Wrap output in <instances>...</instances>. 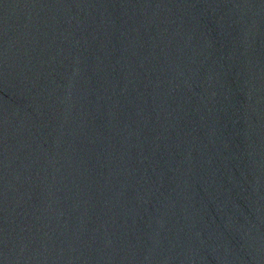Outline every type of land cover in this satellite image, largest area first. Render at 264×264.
Returning <instances> with one entry per match:
<instances>
[{"label":"water","instance_id":"95a60500","mask_svg":"<svg viewBox=\"0 0 264 264\" xmlns=\"http://www.w3.org/2000/svg\"><path fill=\"white\" fill-rule=\"evenodd\" d=\"M0 264H264V0H0Z\"/></svg>","mask_w":264,"mask_h":264}]
</instances>
